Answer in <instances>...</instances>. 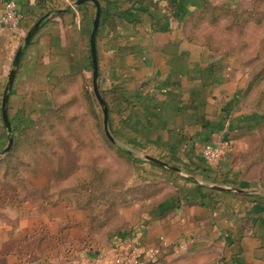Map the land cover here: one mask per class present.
Here are the masks:
<instances>
[{
  "label": "crops",
  "instance_id": "crops-1",
  "mask_svg": "<svg viewBox=\"0 0 264 264\" xmlns=\"http://www.w3.org/2000/svg\"><path fill=\"white\" fill-rule=\"evenodd\" d=\"M70 1L17 0L19 26L0 24V151L10 136L3 98L22 48L8 100L14 141L32 144L41 130L45 143L56 128L80 144L93 123L128 152L131 182H162L167 191L128 195L113 205L116 226L102 222L101 230L94 206L68 198L24 201L0 264H76L127 240L138 249L129 264H264V114L243 104L250 77L241 51L187 33V20L203 6L243 9L252 0H98V84L112 138L93 82L97 6ZM224 139L232 150L205 159V143ZM48 175L41 168L30 173L33 191L45 190ZM151 249L155 258L146 254Z\"/></svg>",
  "mask_w": 264,
  "mask_h": 264
},
{
  "label": "rangeland",
  "instance_id": "rangeland-1",
  "mask_svg": "<svg viewBox=\"0 0 264 264\" xmlns=\"http://www.w3.org/2000/svg\"><path fill=\"white\" fill-rule=\"evenodd\" d=\"M256 5V6H255ZM255 6V9H253ZM218 10L211 8L207 10L202 19L196 18L197 24L194 26L193 35L195 39L213 41L224 47L238 48L241 51L246 67L249 69V83L244 93L243 104L252 110L264 114V0H252V4L243 9L235 8L240 11V16L233 14L232 8L217 7ZM260 136L264 137V127L259 131ZM48 150H55V146H41ZM64 155L65 161H40L42 169L55 170L59 168L60 175L55 174L49 177V186L45 193L33 191L29 184L31 180L27 177L26 157L23 155L21 146H17L10 154L0 153V251L8 250L10 245L11 233L19 228V218L23 216L19 202L32 200L35 198L47 199L66 196L69 200H76L79 193L78 185H84L85 181L92 185V190L82 192L83 198L93 199L92 207L97 213L99 230L102 226L115 227L116 219H113V205L119 201H125L127 196L137 199L152 198L158 192L164 194L166 187L160 184L154 187L153 183L145 184L133 180L135 165L124 159L116 149H107L103 145L85 146L86 151L91 156L98 154V161L91 160L77 162L74 153L68 146ZM3 150V149H2ZM1 150V151H2ZM0 151V152H1ZM31 154L27 151L26 154ZM17 154V155H16ZM68 154V155H67ZM23 158L25 161L22 162ZM21 160L18 161V160ZM28 161V160H27ZM37 162H34V166ZM37 163V165H38ZM59 163V164H58ZM96 169V179L90 173ZM75 172V175L73 173ZM78 172V173H77ZM48 184V182H47ZM89 186V185H86ZM158 186V187H157ZM61 188L65 191L53 192L54 188ZM78 188L75 192L70 188ZM60 189V190H61ZM169 192V191H168ZM156 193V194H155ZM80 198V197H79ZM97 198V199H96ZM79 202V199L77 200ZM85 202V200H83ZM115 207V206H114ZM119 210V209H118ZM25 211V210H24ZM102 222L106 223L101 225ZM18 223V226H17ZM11 231L10 229H13ZM97 227V226H96Z\"/></svg>",
  "mask_w": 264,
  "mask_h": 264
},
{
  "label": "trees",
  "instance_id": "trees-1",
  "mask_svg": "<svg viewBox=\"0 0 264 264\" xmlns=\"http://www.w3.org/2000/svg\"><path fill=\"white\" fill-rule=\"evenodd\" d=\"M256 2V0H255ZM256 6V5H255ZM255 6L253 9H255ZM217 7H222V6H213V5H206V6H203V8H201L200 10H198L193 16H191L188 20H187V33L189 35V38L191 40H196V41H205V42H208V43H212L213 44V41H210L209 39L207 40H199V39H195L194 35H193V31H194V26L197 24V21H196V18L198 19H202V16L203 14L211 9V8H214L216 10H218ZM224 8L223 9H220V10H223V11H227L226 10V7L228 8L229 6H223ZM229 8H232L233 11L232 13L233 14H237V16H240V11L239 10H236L235 8L233 7H229ZM50 127H53V125H51ZM49 127V128H50ZM54 128V127H53ZM48 131H51V135L53 136L52 139H45V143L44 141L42 140V137L45 135V134H42V131L40 130L39 131V134L33 138L34 140V143L32 144H18L16 141H13V145L11 147V149L6 152L5 156L7 154H10L13 150L17 147V146H21L22 147V152H23V155H20V156H23V157H26V159L28 160H24L23 158L22 159V162L25 161L26 162V166L28 165L29 168H27L28 172L26 173L27 177H29L30 173L32 174H35L37 173V170L39 168H41V166L39 165L38 162L40 161H57V162H62V161H65L67 158H65V154L67 152V150L65 149L64 146H68L69 149H71V153H74L75 156H76V161L77 162H83V161H87V160H91V161H94V162H97L98 161V154H94V156H91L90 154H88V152L86 151L85 149V146L87 145H90V146H94V145H103V146H106L107 149H116L118 151V153L124 158L126 159L127 161L131 162L132 163V160L130 159V156L128 154V152L126 150H123L120 146L114 144L111 142V140L108 138V136L105 134V131L103 128H101L100 126H98V130H95L94 126H93V123H92V128L90 129V132L89 131H86L85 129L82 130V132L84 133L83 136H81L80 138H77V134H76V138L78 139V141H80L81 143L80 144H71V141L72 139H68V136L66 135L65 132H63V130L61 131V133H59V130L55 128V130L53 129H50ZM44 133V132H43ZM70 133H71V136L73 137L74 134L72 133V130H70ZM53 140V141H52ZM55 146V150H48L46 149V147H43V150L41 151V146ZM29 151L31 152V154H26V152ZM68 153V152H67ZM17 155V154H16ZM68 155V154H67ZM18 161L21 162V160L19 159ZM34 162H37L36 165L34 166ZM59 164V163H58ZM42 169V168H41ZM44 170L46 173H48L49 177H53L55 174L60 175V170L59 168H56L55 170H46V169H42ZM78 173V172H77ZM96 174L97 171L96 169H92L90 175L91 177L93 175L94 176V179H92V181H94L96 178ZM73 175H75V172L73 173ZM47 176L46 178V181H45V190L42 191V192H37V193H45L48 189L49 186V177ZM48 182V184H47ZM29 184H30V181H29ZM86 185H89V186H86ZM78 188H79V193L76 197V200L79 199V202L82 203V205L84 206H88L90 207L93 203V199H92V196L90 197H86V198H83V195L81 196L82 192L84 191H90L92 190V185L91 184H88V182L85 181V184L84 185H81L79 186L78 185ZM77 188V189H78ZM61 188H54L53 192L55 191H60V193H63L65 190L64 189H61ZM76 188H70V190L72 191H76L77 190ZM41 197H44V199H47L44 195H42ZM80 197V198H79ZM38 198V197H37ZM60 198H65L67 199L68 197L66 196H59L57 197V199H60ZM36 199V198H35ZM97 199V198H96ZM50 200V199H49ZM85 200V202L83 201ZM24 202V201H23ZM22 202H19L18 204H21Z\"/></svg>",
  "mask_w": 264,
  "mask_h": 264
},
{
  "label": "built area",
  "instance_id": "built-area-1",
  "mask_svg": "<svg viewBox=\"0 0 264 264\" xmlns=\"http://www.w3.org/2000/svg\"><path fill=\"white\" fill-rule=\"evenodd\" d=\"M37 1V0H34ZM52 3L55 0H43ZM71 2L70 0H65ZM21 14L17 10V0H6L4 12L0 16V24L7 29L13 30L19 26ZM233 143L230 139L220 140L218 142H207L203 146V156L209 161H217L222 158L227 152L232 150ZM157 250L151 249L147 251L149 258H155ZM138 257V249L136 242L127 240L115 246L112 253L105 251H98L96 255L80 259L76 264H129L135 261Z\"/></svg>",
  "mask_w": 264,
  "mask_h": 264
},
{
  "label": "water",
  "instance_id": "water-1",
  "mask_svg": "<svg viewBox=\"0 0 264 264\" xmlns=\"http://www.w3.org/2000/svg\"><path fill=\"white\" fill-rule=\"evenodd\" d=\"M85 1H93L96 6H97V11H96V15H95V19H94V25H93V29L91 32V51H92V60H93V68H94V76H93V82H94V89L96 92V95L99 99V102L101 103V105L103 106V110H104V115H105V127L107 130V133L110 135L109 129H108V108L106 106V103L100 93V89H99V84H98V78H99V65H98V58H97V49H96V38H97V33H98V29H99V25H100V18H101V5L99 3L98 0H77V4L83 3ZM41 22H38L37 25L29 32L28 36L25 38V43L28 44L33 36V34L36 32V30L38 29V26ZM22 54V48H20L16 54L15 60H14V68L12 69L11 73H10V77H9V82L4 94V98H3V116H4V120H5V124L6 127L8 129V131L10 132V136H9V141L7 146L0 152L1 154H5L6 152H8L12 145H13V137L11 136V132H12V127H11V123L9 120V114H8V100H9V92L13 86L14 83V79H15V74H16V68L19 64L20 61V57ZM112 138V137H111ZM151 161L159 163L163 166H168V164L164 163V162H160L158 160H154L151 159ZM192 177V176H191ZM214 187L219 188V189H223V190H230V191H237V192H248L245 189H241L239 187L236 186H232V185H224V184H215ZM259 191L255 190V192Z\"/></svg>",
  "mask_w": 264,
  "mask_h": 264
}]
</instances>
